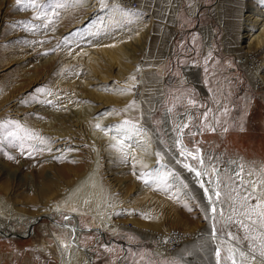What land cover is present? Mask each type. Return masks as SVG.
<instances>
[{
	"label": "rangeland",
	"instance_id": "374dc122",
	"mask_svg": "<svg viewBox=\"0 0 264 264\" xmlns=\"http://www.w3.org/2000/svg\"><path fill=\"white\" fill-rule=\"evenodd\" d=\"M105 3L0 0V99H8L0 107L16 104L0 112V198L19 211L0 212V264H65L74 241L65 225L79 230L84 264H231L230 254L237 264H259L261 217L253 215V225L242 213L264 203V85L251 81L262 55L251 56L247 44V16L264 20V0ZM260 71L264 81V65ZM47 129H69L70 147L54 149ZM90 130L149 157L150 166L123 158ZM92 145L105 146L102 166L127 190L126 213L113 217L120 226L107 229L68 206L28 226L40 205L30 186L47 174L61 183V167L90 165ZM193 156L204 160L206 176L184 167L200 168ZM149 170L162 182L145 185L138 177ZM254 186L259 199L245 203ZM213 190L220 196L210 205ZM163 237L174 241L166 253Z\"/></svg>",
	"mask_w": 264,
	"mask_h": 264
},
{
	"label": "bare ground",
	"instance_id": "6f19581e",
	"mask_svg": "<svg viewBox=\"0 0 264 264\" xmlns=\"http://www.w3.org/2000/svg\"><path fill=\"white\" fill-rule=\"evenodd\" d=\"M247 17H248L247 44L250 46L249 49L251 51V56L254 57V55L258 53L260 50H261L260 54L262 55V59L259 60V64H258L259 66L253 70V73H251L252 80L251 79L250 80L253 81V84L256 87L258 86V84L264 85V81L259 75V72H261L260 69L264 65V20L261 19L262 18L261 16H260L261 18L255 15H249ZM161 43L162 42L159 39H157L154 44L153 54H155V57H158L159 54L162 53ZM244 59L245 60L243 61V63L247 64L248 57H245ZM257 79L259 80L257 81ZM154 88H155L154 91H156L158 94L159 86L157 85V83H155ZM6 101H8V99H0V104ZM13 102L14 100L7 102L6 104L3 103L4 105L0 107V112L4 114L7 112H14L16 104ZM74 112L76 116L77 115H82L84 117L86 116V113L82 108H76ZM82 126H85L88 129L89 121L88 120L84 121V123H82ZM49 128H51V126ZM47 132L48 134H51V138H55L54 140H52L51 143V145L54 146V149L58 148V151H61L70 147V145L68 144L72 142L73 136L69 132V129L63 130L62 133H59L58 131L53 129H47ZM89 134L93 138L97 137L99 139L98 142L102 141L105 142L106 145L110 144V145L118 146L119 148L118 151L120 152L122 157L131 160L132 162H135L138 166H142L143 168L150 166L151 162L149 157H145V159H140L138 155L132 153L131 150L121 145L118 142V140H114L109 135V133L104 132L102 130H99L97 133H95L93 131L91 132L90 130ZM97 147L92 145L87 150V156H85V158H87L86 160L91 159L90 165H87V163L83 165L80 162L74 163L73 161L74 167L70 168L69 170L64 167H61L58 170L61 175V176L59 175L58 177L61 178V181L63 180L61 183L59 181H56V179H54L52 175L47 174L44 177L40 187H36L34 185L30 186V191L35 193L34 195L38 199L37 203L40 204L41 206L40 205L37 206L36 212H34L31 216L27 217L29 221L28 226L34 224L36 222V219L43 215L49 213H55V214L61 213L64 206H68L71 208L76 207L78 208V210L80 209L81 211L86 212L95 221L100 222L107 229L115 230L120 226L117 225V223L113 220V217L117 216L118 214L126 213V211H123V207H124V201H125L124 199L127 190H123V188H120V185L118 186V184L113 180L112 178L113 174L110 175L109 172L106 171L107 168L105 169L102 166L103 156L101 154L104 153H102L101 151L105 150V146L104 148H101L102 150L99 149L100 147L99 148ZM45 148L47 149L49 147H45ZM147 172H150V170ZM6 191L8 190L6 189ZM52 196H55L58 199L60 198L61 201L53 204V201L51 199ZM31 200L36 202L34 198H32ZM0 203L2 204V206L0 207V212H4L10 216L11 215L15 216L19 214L18 210H14V208L10 207L8 197L4 196L0 198ZM71 218L74 219V216ZM64 229L74 237L73 247L71 248L72 253H70L69 256L66 257L65 264H84L82 263V260H83V256L87 255V251L82 250V248H80V246L77 245L79 230L73 225H65ZM3 234L5 235L6 233ZM161 241L162 242L160 245L161 246L160 250L161 252L166 253L169 247L171 246L170 243L173 240L172 239L166 240V238L163 237V240Z\"/></svg>",
	"mask_w": 264,
	"mask_h": 264
},
{
	"label": "snow or ice",
	"instance_id": "6c2138e0",
	"mask_svg": "<svg viewBox=\"0 0 264 264\" xmlns=\"http://www.w3.org/2000/svg\"><path fill=\"white\" fill-rule=\"evenodd\" d=\"M33 2H34V0H33ZM20 3H21V0H17V4L19 5ZM100 4L103 7H107V5L105 3V0H100ZM133 79H134V77H133ZM127 123L128 122L125 121V124H127ZM0 127H4V125H0ZM96 127L99 129L100 125L97 124ZM121 143H123V141H121ZM197 151H199V150H197ZM181 154H183V152ZM157 155H159V154H157ZM189 155H191V153H189ZM193 159H197L198 160V163L200 165L199 169L193 168L191 165H189L187 163L184 164V167L186 169H188V171H190V172H195V175H196L197 178H201V177L206 176L208 173H207V169L204 167V160L202 158H199L198 156H193ZM138 178L141 179L145 185H149L150 183L162 182L160 180V178H158V177L157 178H153V174L151 172H148V173L142 172V173H140ZM200 187L202 189H204L205 195H208L209 189L205 188L203 180H201V182H200ZM256 191H257V189L254 186L252 192H249L248 196L243 197V200L245 201V203H247L249 198L259 199V197L254 195V193ZM262 195H264V193H262ZM213 196L216 198L215 200L213 199ZM219 196H220V193L218 191L213 190V195H209L208 196L209 204L212 205V204L216 203L218 201ZM258 209H259V211H258ZM212 211L215 212L216 209L212 208ZM242 215H244L249 220H251V223L253 225L256 224V221L252 220V216L256 215V216L261 217V227H264V203L256 204L255 206L251 207L250 210L243 212ZM242 226L247 231L248 226L247 225H242ZM256 251H257L256 249L252 250V254L250 256V259L252 261H256L257 260V256L255 255ZM229 252L231 253V249L229 250ZM216 254H217V257L220 256L219 250H217ZM240 256H241L242 259H248V257L245 256L244 252H240ZM228 259L231 260V264H237V261H236V259L234 258L233 255L230 254L228 256ZM217 264H219V260H218ZM259 264H264V239L261 240L260 245H259Z\"/></svg>",
	"mask_w": 264,
	"mask_h": 264
},
{
	"label": "built area",
	"instance_id": "2783aa9c",
	"mask_svg": "<svg viewBox=\"0 0 264 264\" xmlns=\"http://www.w3.org/2000/svg\"><path fill=\"white\" fill-rule=\"evenodd\" d=\"M148 0H116V2L122 5H129L130 9H140L142 3L147 2Z\"/></svg>",
	"mask_w": 264,
	"mask_h": 264
},
{
	"label": "crops",
	"instance_id": "0c3cea01",
	"mask_svg": "<svg viewBox=\"0 0 264 264\" xmlns=\"http://www.w3.org/2000/svg\"><path fill=\"white\" fill-rule=\"evenodd\" d=\"M144 4H145V3H142V4H141L143 8L145 7V5H144ZM158 34H159V33H158ZM157 37H158V38H155V39H161V37H160V36H158V35H157Z\"/></svg>",
	"mask_w": 264,
	"mask_h": 264
},
{
	"label": "water",
	"instance_id": "95a60500",
	"mask_svg": "<svg viewBox=\"0 0 264 264\" xmlns=\"http://www.w3.org/2000/svg\"><path fill=\"white\" fill-rule=\"evenodd\" d=\"M15 236H18V235H15ZM18 237H19V236H18ZM80 248H82V247H80ZM82 250L87 251V249H85V248H82Z\"/></svg>",
	"mask_w": 264,
	"mask_h": 264
}]
</instances>
